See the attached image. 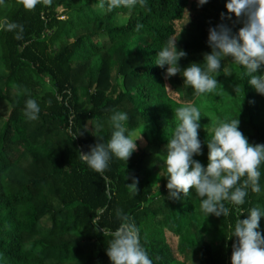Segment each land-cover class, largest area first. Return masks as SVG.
Listing matches in <instances>:
<instances>
[{
  "label": "trees",
  "instance_id": "1",
  "mask_svg": "<svg viewBox=\"0 0 264 264\" xmlns=\"http://www.w3.org/2000/svg\"><path fill=\"white\" fill-rule=\"evenodd\" d=\"M96 3L51 0L31 11L17 0L0 4V103L9 109L5 118L0 113V264H112L107 255L112 237L104 229L111 233L119 227L117 210L136 225L153 264H231L237 219L248 218L253 207L264 212V163L260 192L249 189L240 206L225 202L229 216L217 217L196 209L194 190L176 200L169 199L166 177L152 184L174 132L146 139L127 162L113 157L102 175L79 158L90 146L107 145L115 131L114 112L127 114L125 127L132 133L165 116L161 105L149 103L153 97L162 105L168 99L163 88L168 66L161 68L155 60L190 0H145V8L113 12ZM222 5L208 0L200 6L178 48L187 53L179 61L181 70L193 63L204 67L205 54L212 51L210 28L225 23L237 34L243 26L234 14L222 20L221 13L228 15ZM6 21L23 26L22 39L2 27ZM226 65L231 76L217 72L214 77L218 84L239 85L242 103L241 108L235 103V110L247 118L246 138L251 145H264V95L248 84L244 68L231 58ZM170 80L182 102L199 97L184 86L182 72ZM28 99L40 107L34 121L24 115ZM198 134L202 154L193 159L206 168L213 132L205 126ZM132 177L139 181L137 193L127 187ZM154 222L181 238L180 258ZM258 231L264 233V216ZM202 233L210 234L209 241Z\"/></svg>",
  "mask_w": 264,
  "mask_h": 264
},
{
  "label": "clouds",
  "instance_id": "2",
  "mask_svg": "<svg viewBox=\"0 0 264 264\" xmlns=\"http://www.w3.org/2000/svg\"><path fill=\"white\" fill-rule=\"evenodd\" d=\"M4 0H0L2 4ZM25 10H34L38 4L49 5L51 0H17ZM208 0H199L203 6ZM137 6L145 8V0H97L95 7L113 12L125 8L132 11ZM227 13H221L222 20H232L234 14L243 26L237 34L225 23L209 29L208 45L212 49L205 54L204 67L191 64L181 70L179 61L187 53L178 50L176 40L169 38L166 45L159 51L155 64L161 68L167 65L165 79L178 73L184 78V86H190L197 96L212 93L218 86L217 78L212 73L221 69V61L231 58V63L245 69L249 77L248 84L260 95H264V75L257 73L264 68V0H228ZM2 27L6 31L16 32V39H22L23 26L5 22ZM141 27L140 25L137 26ZM18 30V31H17ZM169 89L168 87H165ZM234 91L238 94L239 85ZM40 107L33 99H28L24 115L28 120L38 119ZM176 124L173 137L167 144V154L160 175L167 178L169 199H180V194L188 196L191 190L201 200V210L209 215L228 217V204L240 206L245 203L249 189L260 192V171L264 163V145H251L239 130V119L221 121L212 128V139L207 142L208 164L205 168L194 156L202 154L201 142L198 138L200 110L188 104L179 107L174 112ZM128 116L124 112H114L111 116L115 131L107 145L98 143L90 146L87 153L81 152L79 158L95 173L103 174L109 167L113 157L128 161L137 150L133 133L125 127ZM132 183L127 185L131 192L137 193L138 179L132 177ZM240 211L239 207L236 209ZM243 212H241V215ZM240 215V216H241ZM117 218L121 221L108 241L107 255L112 264H153L147 251L140 242L139 230L130 218L117 210ZM264 216L259 208L248 211V218L237 219L232 237L233 244L231 264H264V233L258 231L260 219ZM231 227V225H230Z\"/></svg>",
  "mask_w": 264,
  "mask_h": 264
},
{
  "label": "rangeland",
  "instance_id": "3",
  "mask_svg": "<svg viewBox=\"0 0 264 264\" xmlns=\"http://www.w3.org/2000/svg\"><path fill=\"white\" fill-rule=\"evenodd\" d=\"M219 1L222 2L223 9L227 10L226 3L228 2V0H219ZM199 8H200L199 0H190V3L186 8L183 18L181 19V21H179L176 24V31H175V35L173 36V39H177L176 40L177 49L181 47L182 43L186 39H188L189 37L188 35L191 33L190 27L193 25L196 19L195 16L198 13ZM1 17H2V14H0V21L2 20ZM116 22L117 24H121L123 22V19H117ZM229 59L230 58H227L221 61V69L219 71V73L225 74L228 77L231 76L229 68L226 65ZM2 70L3 69H0V72ZM2 74L3 73H1L0 75ZM257 74L264 75V68H262ZM211 75L217 76V73H212ZM1 86L2 85L0 84V87ZM165 87H168L169 89H166ZM163 88L168 96L166 103L162 105L161 100L154 98V97L151 99V101L149 100V103L153 105L156 104L157 107L161 105L160 109L161 111L162 110L164 111L163 114H165V116H162L161 118L157 120H152L148 122V124L146 125L140 126L133 133V136H132L133 140L135 141L136 139H138L136 141L137 149L139 147L144 148L146 146V139L150 140L156 137L159 131L162 132L166 130L167 134L171 135V133L175 131L176 124L178 123V121H176L174 118L175 110L179 107L186 106L188 104H191L197 107L201 112V120L202 121L204 120V122L200 123L199 121L200 123L199 124L200 127L198 129L199 132L205 126L210 127V129H212L214 124H218L221 121H226V120L230 121L233 119H239L240 121L239 130L246 137L245 135L246 129L244 128L245 124L243 123V121L244 120L247 121V118L241 117L238 114L237 110H235V108L237 107L235 103H237L238 107L241 108V103H242L241 97L239 96V93L237 94L234 91L235 88L231 87L230 85L224 82L222 83L220 82L217 88L215 89V91H213L212 93H205L199 96L195 102H190L188 104L181 101V94H182L181 92H176L172 90L173 88L171 86L170 78L169 79L164 78ZM145 99H148V96H145ZM8 111H9L8 107L5 104L0 103V113L4 116V118L8 114ZM2 120L4 119L0 118V122ZM163 167H164V164L160 165L158 170L154 173V175L150 177V179L152 180V184L155 186L161 183L162 177H165V176L160 175ZM195 206H196V209L201 208V200L199 197L196 199ZM153 226L156 229H161L164 232V235L167 238V241L170 244L172 250L174 252L176 251L175 256L177 258H180L179 257L180 250L178 252L179 248L177 247V245L181 243V238L170 233L166 227L164 229L158 222L152 223V227ZM201 238L203 239V241L207 242L210 239V234L205 235L202 233ZM176 247H177V250H176ZM189 262L190 260H188V264H190Z\"/></svg>",
  "mask_w": 264,
  "mask_h": 264
}]
</instances>
